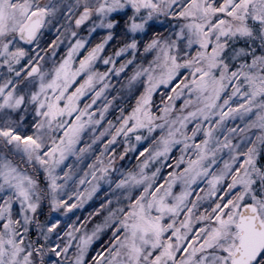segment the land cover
<instances>
[{"label":"snow or ice","instance_id":"1","mask_svg":"<svg viewBox=\"0 0 264 264\" xmlns=\"http://www.w3.org/2000/svg\"><path fill=\"white\" fill-rule=\"evenodd\" d=\"M98 29L105 35L89 46ZM65 33L75 40L57 61ZM129 66L124 87L142 91L92 144L111 136L103 156L118 136L125 153L133 137L151 140L147 156L121 172L113 149L77 179L65 161L91 151L78 145L112 102L99 118L90 109ZM236 120L243 127H227ZM101 181L120 192L115 204L90 214L105 213L90 232L87 220L62 229L52 213L83 207ZM0 264H264V0H0Z\"/></svg>","mask_w":264,"mask_h":264},{"label":"rangeland","instance_id":"2","mask_svg":"<svg viewBox=\"0 0 264 264\" xmlns=\"http://www.w3.org/2000/svg\"><path fill=\"white\" fill-rule=\"evenodd\" d=\"M69 2H71V0H69ZM73 27H74V25H73ZM88 27H89V23H86L85 25L81 26V28L79 30H77L78 34L80 36H87ZM61 31H63V29H61ZM97 32H103L104 35H105V31L104 30L98 29L95 33H97ZM95 33H93L91 35V37H89V40L93 37V35ZM57 35H58V33L54 29L51 30V31L45 32L43 38L41 39V46L43 45V43H44V41H45V39L47 37H52V40H55ZM61 39L63 40V43H61L59 45V47L57 48V53H56V57H55V59L57 61H59V59L66 54L67 48L69 46V41L74 42V40H75V38H72V37L68 36L67 33H65V36L61 37ZM25 47H28L29 49H31V48L34 47V45H31V46L25 45ZM48 52H49V55H50L51 54V49H49ZM41 54L43 55V53H41ZM44 63H45L46 67L50 65L51 62L49 61L48 56H45V62ZM101 66H104V65L102 64V62L98 61L97 62V67L99 68L100 71H101V69H100ZM117 66H119V64ZM121 78H123L122 85H121L122 88H120V90H118L116 92V94H115L114 89H115L116 85H115L114 82H115V80H119ZM108 83L111 85V87L109 89H107L106 92L104 93V95L101 96L96 101V104L92 106L90 111L95 113V118H99V114H100L99 110L103 109L104 105L108 101L112 102V106L108 109L107 113H105V119L101 122V124L99 126H96L95 131H92L91 129H88V130L85 131V133H84V135L82 137V141L78 145V147H84L85 144H91L92 145L91 151L86 154V156L83 158L82 161L78 162L77 158L75 156H69L68 159L65 161V164L72 166L74 172L76 173L77 179L79 177L83 176L85 171H88L87 165L92 164L96 160L97 157H100L101 159H104L105 162H107V160L113 155V149H114L115 155H116V162H115L114 167H116L117 169H120L121 172H127V171L135 172V171H138V165L147 156V153H145V156H140L139 153L145 147L149 146V144L151 143V140H143L140 143H136V141H135V139L133 137L129 141V144H135L136 150L135 151H131L130 150L127 153H125L124 149L126 147H128L129 145L125 144V137L123 135H121V136L117 137V140H116L115 144L109 146V150L107 152H104L103 156H101V152L104 149V145L107 144L108 140L111 139V136L106 134L105 136H103L99 140H97L95 144H92V139L94 138V136H99L100 133L102 131H104L105 128L108 127V121H112V124L115 125V127H119L118 117L120 116V109L123 108L125 113L130 111L131 108H129L128 111H127L124 105L127 103L128 99H130L131 96H133L136 93V91L138 90V89H134L133 92L130 93L129 90L126 87H124V85L127 84L125 73H122L119 77L110 76L108 78ZM99 87H100V85H97V90H98ZM140 89H142V88H139V90ZM113 93L115 94L114 95V97L116 98L115 100H113V96H111V94H113ZM92 95H94V93L93 92H89L88 95H86L85 97L82 98L81 107H83V105L85 103H90L91 102ZM181 102L182 101H177V105H179ZM157 114H159V113L157 112ZM237 124H239L241 127H243V123L240 120L229 121L227 123V127H235ZM114 130L115 129L113 128L112 131H114ZM253 131H255V130H253ZM138 134L147 135L146 132H141V133H138ZM129 135L132 136V134H129ZM222 138L223 137H221V139ZM237 139H239V137H237ZM144 145H146V146H144ZM174 151H176V156L175 157H178L180 155L179 146L172 150V153L170 154L171 157H172V154H173ZM121 154H123V159H120ZM170 160H171V158L166 163H174V160L173 161H170ZM157 166H159V162H151L150 165H149V169L148 170L149 171L154 170V168L157 167ZM166 168L167 167H164L161 170V173L164 176H166V174L168 172L167 171L165 173L164 170ZM65 170H67V169H65ZM171 170L172 169H170L169 171H171ZM119 174L120 173H113L112 174L113 180H115ZM97 175H99V173H97ZM89 179H91L90 176H89ZM87 186L88 185H78V184L77 185H72V187H79V189L81 191ZM200 187H204V184L201 183ZM175 190L178 191L179 187L177 186V188ZM102 191H105V193L107 194L105 196V198H104L105 199L104 201H106L107 199L112 198L113 201H114V204H115V199H114V197L112 195L113 191H116V195H120V192L115 190L114 185L110 189L109 185L107 183H105L104 181H101L100 182V190L93 196V198L91 200L87 201L83 205V207H80V208H77V209H73L71 212L67 213V215H64L63 211H61V212H53L52 213L53 217H55L57 219H60L61 228L62 229H66L67 225L71 224V223H76L77 225L80 224V222H78V219H77V216H76L77 212H81L86 206H88V204H90L92 201L97 200L98 199L97 196ZM69 202L72 203V202H74V200L73 201H69ZM45 206H47V204H45ZM46 210L48 212V206L44 209V212ZM47 212H45V214H47ZM44 218L45 217H43V219ZM99 222H97V223H99ZM93 226H86V228L90 232L92 230Z\"/></svg>","mask_w":264,"mask_h":264},{"label":"trees","instance_id":"3","mask_svg":"<svg viewBox=\"0 0 264 264\" xmlns=\"http://www.w3.org/2000/svg\"><path fill=\"white\" fill-rule=\"evenodd\" d=\"M104 36V33L103 32H97L93 35V37L90 39V44L89 46H94L96 43H99L101 41V39L103 38ZM52 41V37H47L42 45V47H47V45ZM115 44V41L113 42H110V44L106 47V52L105 54H111L113 51H114V47L113 45ZM49 51V49H48ZM44 54V53H43ZM86 54V53H85ZM82 58V57H80ZM119 64V61L117 63V65ZM106 67L107 66H101L100 69L101 71H104L106 70ZM131 66H129L128 69H126L125 71V75H129L131 73ZM115 80V79H114ZM122 81H123V78L119 79V80H115V94L118 90H120L121 85H122ZM138 91V92H137ZM136 91V93L134 95H138L139 94V91H142V89H138ZM166 91V89L164 88H161L157 91V93L154 95L153 97V100H154V106H153V111L156 112L157 111V107H160L161 106V102H160V93ZM114 93L111 94V96L114 97L115 95ZM134 95L131 96L130 99H128L127 103L124 105L126 110L128 111L129 108H131L133 105H134V102H135V99H134ZM147 145V144H146ZM144 145V146H146ZM176 156V151L173 152L172 154V157H175ZM137 159V158H136ZM134 161V160H133ZM170 161H173V159H171ZM170 169L169 168H166L164 171L165 173L167 171H169ZM105 196H106V193L105 191H102L97 197L98 199L95 200V201H92L90 204H88V206H86L81 212H77L76 216L78 219V222H84L85 220H87V225L86 226H93L95 223L101 221L103 215L105 214L103 212V210L101 211L100 215H91L92 213H95V211L97 209L100 208V205L101 203H104L105 201ZM47 206H44V209L46 208ZM47 212V210L45 211ZM44 216H41V220L43 219ZM110 234V231H106L104 234L101 235L100 239L97 240L91 247L90 251H89V257H91L92 255L95 254V252L97 250L100 249V246L101 244L103 243L104 240L107 239V236Z\"/></svg>","mask_w":264,"mask_h":264}]
</instances>
